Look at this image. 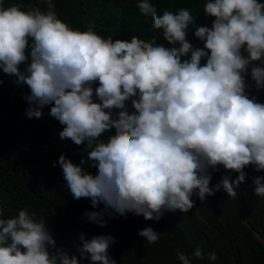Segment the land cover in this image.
<instances>
[{
	"label": "clouds",
	"instance_id": "1",
	"mask_svg": "<svg viewBox=\"0 0 264 264\" xmlns=\"http://www.w3.org/2000/svg\"><path fill=\"white\" fill-rule=\"evenodd\" d=\"M44 2L46 10L0 0V69L30 89L27 118H41L51 105L49 115L64 125L60 139L86 142L87 160L61 154L53 166L73 198L94 210L84 214L89 224L104 229L128 213L154 221L186 214L196 199L221 190L235 199L246 167L264 171V103L247 82L250 68L256 91L264 90V0H206L203 11L215 19L194 27L202 48L187 39L194 22L188 8L157 15L150 0L135 5L162 30L166 47L156 38L105 37L94 23L74 28L54 0ZM220 166L230 171L212 185ZM253 183L264 198V175ZM138 235L154 244L162 233L148 226ZM115 242L82 236L78 254L69 255L57 249L45 217L26 208L6 217L0 208V264H117L109 254ZM177 257L192 264L203 251L177 249ZM208 259L215 262L216 253Z\"/></svg>",
	"mask_w": 264,
	"mask_h": 264
},
{
	"label": "trees",
	"instance_id": "2",
	"mask_svg": "<svg viewBox=\"0 0 264 264\" xmlns=\"http://www.w3.org/2000/svg\"><path fill=\"white\" fill-rule=\"evenodd\" d=\"M139 2L141 0H54L58 16L74 28L86 29L94 23L102 35H111L121 42L138 39L148 43L156 38L159 44L172 47L163 39L162 30L151 28L150 18L139 15L135 7ZM150 2L157 9V15L165 10L177 12L188 8L194 22L187 39L194 47L204 46L194 35V27L196 24L211 27L215 19L203 11L206 0ZM12 3L47 9L44 0H5L6 6ZM204 63L206 60H202ZM250 71L249 68L247 82L253 86L248 91L264 103V90L256 91ZM0 80L3 81L0 84V208L6 217L17 215L22 208L36 213L37 218L45 217L57 241V249L63 248L69 255L78 254L82 236L88 241L114 237L116 242L109 254L117 264H181L177 249L191 256L198 247L203 251V258L192 257V264H264V241L259 237L264 238V198L255 195L253 183L264 171L246 167V179L237 189L235 199L221 190L204 202L194 198L195 207L186 214L167 212L159 221H154L128 213L111 222L105 221L107 227L101 229L87 222L84 214H95L94 210L83 197L73 198L61 167L53 166L61 154L75 163L82 157L87 160L86 142L76 145L71 139H60L58 133L64 125L49 115L51 105L44 108L41 118H27L28 103L23 97L30 89L27 85L17 86L2 69ZM129 109L131 111L130 105ZM90 166L89 160L86 167L91 171ZM229 171L223 166L213 171L212 185ZM231 175L235 179L238 173ZM148 226L162 233L154 244H148L145 237L138 235L139 230ZM212 252L217 255L215 262L208 259Z\"/></svg>",
	"mask_w": 264,
	"mask_h": 264
},
{
	"label": "rangeland",
	"instance_id": "3",
	"mask_svg": "<svg viewBox=\"0 0 264 264\" xmlns=\"http://www.w3.org/2000/svg\"><path fill=\"white\" fill-rule=\"evenodd\" d=\"M259 237L264 241V238L261 235H259Z\"/></svg>",
	"mask_w": 264,
	"mask_h": 264
}]
</instances>
